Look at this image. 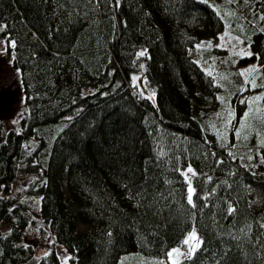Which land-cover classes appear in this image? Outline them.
<instances>
[{
    "label": "trees",
    "instance_id": "16d2710c",
    "mask_svg": "<svg viewBox=\"0 0 264 264\" xmlns=\"http://www.w3.org/2000/svg\"><path fill=\"white\" fill-rule=\"evenodd\" d=\"M217 1L0 0L22 100L16 126L0 122V264L36 254L18 173L70 264H166L193 231L176 264H264V142L250 166L233 149L264 100V0L235 4L251 50L235 59L199 46L231 26ZM34 264L62 263L52 248Z\"/></svg>",
    "mask_w": 264,
    "mask_h": 264
},
{
    "label": "rangeland",
    "instance_id": "374dc122",
    "mask_svg": "<svg viewBox=\"0 0 264 264\" xmlns=\"http://www.w3.org/2000/svg\"><path fill=\"white\" fill-rule=\"evenodd\" d=\"M220 7H215V9L222 15L223 20L225 22V26L231 24L230 27L222 31L218 38H210L207 40H204L199 46L200 47H206L213 53V55L219 54V52L225 53V56L230 55L233 59L237 56H245L250 55L251 50L249 47L248 41L243 38V36L234 34L232 32L233 24L232 18L233 16L237 15L238 10H235V4L239 6V0H219L217 1ZM229 4L230 6L226 7V5ZM236 8V7H235ZM241 11V9H240ZM241 26L234 24L236 28H242L243 34L245 37L249 35L248 27L244 25L243 23L240 24ZM248 38V37H247ZM6 46L7 43L0 39V122L4 124L5 127H12L16 126L18 117L22 111V100H21V94L19 90V76L17 71H15L11 64V57L6 52ZM248 67H245L243 70L246 72H249V68L253 69L255 67V61L250 62L247 64ZM244 67V66H243ZM145 68V67H144ZM250 69V70H251ZM134 82L136 86L146 95L148 92L144 88V79L142 75L139 73L134 76ZM252 101L249 99V104L247 105L246 110L248 109L250 103ZM254 105L255 108L258 110L260 107H263L259 111L264 110V100L255 102ZM220 108L216 105V107L212 106L211 108L207 109L205 113H208L212 116L219 117V111ZM257 110H253L252 114L249 118L248 124L246 123L245 127L246 132L243 133V136H247L249 131H254L253 134H251V138L248 140H240L238 139L240 133L235 134L236 142L237 144H233V149L235 152H241V155L243 156L244 162L250 166L254 164L257 160L260 161V157L256 154L258 145L257 143L264 142V130L257 129L256 127L259 126V124L264 123V114L259 115ZM221 122H225L224 118H216ZM235 126L231 127V129H236V125L238 124V121L235 122ZM214 127H211L210 129H213ZM217 132V130L211 131L210 135L214 137V134ZM242 136V138H244ZM227 139V135L225 134L224 137H220V141H225ZM264 164V161H263ZM29 177L23 174L18 173L14 180L11 182L9 191L10 193L16 197L18 200H25L28 203L30 212H29V222L27 226V231L25 234V241L35 247L36 254L31 259L32 264L37 262L40 257L45 255L49 250L52 248L57 252L61 263L62 264H70L69 261V254L59 246L55 240L54 237L49 232L47 226L43 223L39 216V204L36 199L29 198L25 193V188L28 183ZM82 228L83 226H79V228ZM193 232H190L185 240H188L189 242L186 244L183 243L172 249L169 253H172L171 256L168 254L167 262L166 264H176L179 260L189 256L194 250L198 247L200 244V238L198 234L195 232V236L198 239L199 243L195 240L190 239V236ZM179 250V253H177L174 250Z\"/></svg>",
    "mask_w": 264,
    "mask_h": 264
},
{
    "label": "snow or ice",
    "instance_id": "6c2138e0",
    "mask_svg": "<svg viewBox=\"0 0 264 264\" xmlns=\"http://www.w3.org/2000/svg\"><path fill=\"white\" fill-rule=\"evenodd\" d=\"M12 46L14 47L15 45L13 44ZM140 55H141V56H144L145 53L142 51V52L140 53ZM150 98H151V97H150ZM187 172H193V169H191V167H189L188 170H187ZM187 172L184 173L185 176H187ZM193 174H194V172H193ZM189 184H190V182H189ZM193 192H194V189H192V188L189 186V188H188V196H187V201H188L189 204H193V198H192V194H193ZM193 207H195L194 204H193ZM190 239L195 240V241L197 242V244L199 243L198 239H197L196 236H195V232H194V231H193V233L191 234ZM188 242H189L188 240H185V241H184V243H186V244H187ZM174 251H176L177 253H179V250H178V249H177V250H174ZM192 251H194V248L192 249ZM171 254H172V253H169L170 256H171Z\"/></svg>",
    "mask_w": 264,
    "mask_h": 264
},
{
    "label": "water",
    "instance_id": "95a60500",
    "mask_svg": "<svg viewBox=\"0 0 264 264\" xmlns=\"http://www.w3.org/2000/svg\"><path fill=\"white\" fill-rule=\"evenodd\" d=\"M140 68H141V72L144 74L145 71H144V63H143V62H141V64H140Z\"/></svg>",
    "mask_w": 264,
    "mask_h": 264
}]
</instances>
